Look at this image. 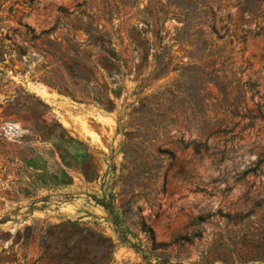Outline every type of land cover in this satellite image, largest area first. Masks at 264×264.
<instances>
[{
	"label": "rangeland",
	"instance_id": "374dc122",
	"mask_svg": "<svg viewBox=\"0 0 264 264\" xmlns=\"http://www.w3.org/2000/svg\"><path fill=\"white\" fill-rule=\"evenodd\" d=\"M263 232L264 0H0V264H264Z\"/></svg>",
	"mask_w": 264,
	"mask_h": 264
},
{
	"label": "trees",
	"instance_id": "16d2710c",
	"mask_svg": "<svg viewBox=\"0 0 264 264\" xmlns=\"http://www.w3.org/2000/svg\"><path fill=\"white\" fill-rule=\"evenodd\" d=\"M90 42V41H89ZM108 45H112L111 42H107ZM99 48V50H101V52L104 54L102 57V60L104 61V63H106L108 66H110L112 69L107 70V74L110 76L112 74L115 73H120V68L121 66L119 65V58L117 57V54L114 53L113 51H106L104 50L102 47H96ZM149 48L146 50V54L145 56H140V61H145L147 65H149ZM81 62H85V64H82V66H78L76 65V71L74 69L75 65H68L67 63H64L65 66V72L68 76H70V78H72L73 80H75L77 83L76 85L79 86L81 88V92L82 94L88 98L91 99V101L97 102L100 105H102L105 109L108 110H113L115 109V102L110 99L107 98L105 96V92L108 90L107 87H104V89L102 90V86L98 83L97 79L94 77V71L97 70V66L94 65L91 61V59H83L80 60ZM89 65V66H88ZM136 67V64H134V68ZM51 84V83H50ZM53 85V84H51ZM81 85V86H80ZM56 89L60 90V91H65L67 92V87H62L60 84H55L53 85ZM97 92L98 94H100V97H97ZM114 92V91H112ZM114 95L117 97V93L114 92ZM106 100L107 104L104 105L102 104V102ZM47 107V106H46ZM49 108V107H47ZM42 138H46V140H52V143H63L64 140L62 138L56 139V137H54V135H43ZM56 147V146H55ZM64 160V159H63ZM65 166L70 168V165L68 163H66L65 161H63ZM80 172L82 173V175L85 177V179L87 181H91L93 179H96L98 177L97 174H93V173H86V171L80 167ZM245 242V247L247 245H251L253 248L255 245H258V248L261 249L262 253L264 254V232L260 233V234H255V233H250L249 236H247L244 239ZM114 245H112V249H114ZM255 249V248H254ZM255 251V250H253ZM262 255H259L258 253H255L254 255H252L251 258H258V259H263V257H261Z\"/></svg>",
	"mask_w": 264,
	"mask_h": 264
},
{
	"label": "bare ground",
	"instance_id": "6f19581e",
	"mask_svg": "<svg viewBox=\"0 0 264 264\" xmlns=\"http://www.w3.org/2000/svg\"><path fill=\"white\" fill-rule=\"evenodd\" d=\"M39 92H40V94H42V95H44V96H46V97H47V96L49 97V95H51V94H49V92H48L46 89H44V88H43V89L41 88Z\"/></svg>",
	"mask_w": 264,
	"mask_h": 264
}]
</instances>
